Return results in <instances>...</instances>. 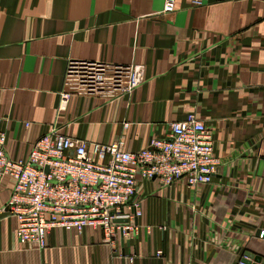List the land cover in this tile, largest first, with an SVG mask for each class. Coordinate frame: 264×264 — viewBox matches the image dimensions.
I'll return each instance as SVG.
<instances>
[{
  "label": "crops",
  "instance_id": "obj_1",
  "mask_svg": "<svg viewBox=\"0 0 264 264\" xmlns=\"http://www.w3.org/2000/svg\"><path fill=\"white\" fill-rule=\"evenodd\" d=\"M140 66L143 84L109 99L67 91L69 61ZM195 114L221 160L209 185L140 180L139 235L115 248L100 230L57 229L47 248L20 244L0 216V264H241L264 259V0H0V130L26 159L57 128L83 142L123 141L130 152L170 139ZM102 162L103 158L96 157ZM14 181L0 187V209ZM163 251L162 257H156Z\"/></svg>",
  "mask_w": 264,
  "mask_h": 264
},
{
  "label": "built area",
  "instance_id": "obj_2",
  "mask_svg": "<svg viewBox=\"0 0 264 264\" xmlns=\"http://www.w3.org/2000/svg\"><path fill=\"white\" fill-rule=\"evenodd\" d=\"M210 1L191 0L194 6ZM175 10L176 0H165V12ZM143 82L140 66L71 60L61 108L74 94L109 99L131 96ZM6 142L7 134L0 130V187L5 178L14 181L0 216L16 218L20 244L38 250L47 248L54 230L82 233L88 228L100 230L104 243L115 248L119 238L139 235L140 180L157 181L166 188L184 181L197 188L211 184L221 165L210 131L195 114L171 124L170 139L155 138L137 152L127 151L118 140L95 144L91 153L86 142L67 137L57 128L40 137L26 159L10 158ZM162 256L163 251H158L156 257Z\"/></svg>",
  "mask_w": 264,
  "mask_h": 264
},
{
  "label": "water",
  "instance_id": "obj_3",
  "mask_svg": "<svg viewBox=\"0 0 264 264\" xmlns=\"http://www.w3.org/2000/svg\"><path fill=\"white\" fill-rule=\"evenodd\" d=\"M241 264H264V259L260 256L253 254H246L245 258L241 261Z\"/></svg>",
  "mask_w": 264,
  "mask_h": 264
}]
</instances>
